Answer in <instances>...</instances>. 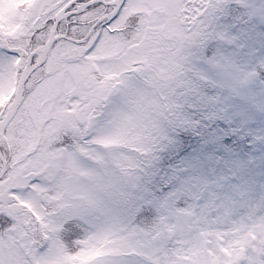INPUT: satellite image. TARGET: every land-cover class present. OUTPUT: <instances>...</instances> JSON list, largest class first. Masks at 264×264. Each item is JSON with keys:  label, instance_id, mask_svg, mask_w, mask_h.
Returning <instances> with one entry per match:
<instances>
[{"label": "snow or ice", "instance_id": "obj_1", "mask_svg": "<svg viewBox=\"0 0 264 264\" xmlns=\"http://www.w3.org/2000/svg\"><path fill=\"white\" fill-rule=\"evenodd\" d=\"M0 264H264V0H0Z\"/></svg>", "mask_w": 264, "mask_h": 264}]
</instances>
